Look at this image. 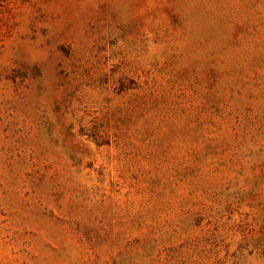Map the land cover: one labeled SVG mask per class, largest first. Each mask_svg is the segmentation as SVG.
<instances>
[{"label": "rangeland", "instance_id": "obj_1", "mask_svg": "<svg viewBox=\"0 0 264 264\" xmlns=\"http://www.w3.org/2000/svg\"><path fill=\"white\" fill-rule=\"evenodd\" d=\"M0 264H264V0H0Z\"/></svg>", "mask_w": 264, "mask_h": 264}]
</instances>
